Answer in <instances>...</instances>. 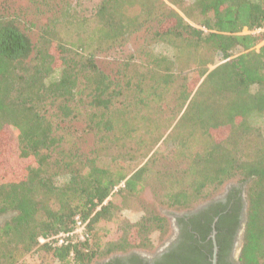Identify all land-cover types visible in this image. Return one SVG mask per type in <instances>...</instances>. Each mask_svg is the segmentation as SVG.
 <instances>
[{"label":"trees","instance_id":"trees-1","mask_svg":"<svg viewBox=\"0 0 264 264\" xmlns=\"http://www.w3.org/2000/svg\"><path fill=\"white\" fill-rule=\"evenodd\" d=\"M11 14L0 11V215H15L0 226V264H25L24 257L36 248L58 264L103 259V264H120L110 255L164 242L172 222L163 209L191 210L214 199L231 181L237 185L228 202L213 205L204 222L190 219L192 231L186 229L174 264H200L199 254L212 251L206 240L217 216L222 264L240 229L244 205L239 262L264 264V133L254 120L264 112V31H257L264 28V0H101L90 16L62 9L61 27L55 22L44 27L37 41ZM91 20L86 38L80 30ZM153 22L152 37L173 45L177 64L188 61L186 68L166 74L168 81L183 73L179 83L188 102L165 141L183 152L198 132L209 142L188 153L189 164L180 170L154 171L151 161L131 167L118 159L95 158L67 164L69 178L57 184L49 161L61 138L49 113L74 117L70 102L88 89L89 103L104 110L102 125L112 129V108L125 89L101 69L96 51ZM68 24L75 26L70 38ZM217 53L222 61L204 71L197 86L199 77L188 72L213 64ZM149 186L155 207L146 205L140 220L131 222L123 215L127 203ZM77 217L86 222L88 236L56 245L53 238L72 231ZM116 227L120 237L107 242Z\"/></svg>","mask_w":264,"mask_h":264},{"label":"rangeland","instance_id":"rangeland-1","mask_svg":"<svg viewBox=\"0 0 264 264\" xmlns=\"http://www.w3.org/2000/svg\"><path fill=\"white\" fill-rule=\"evenodd\" d=\"M100 1L0 0V11L6 10L17 17L19 24L25 28L32 40L37 41L44 27L54 22L57 27H61L62 21L57 20L61 18L62 9L67 8L73 14L77 11L81 17L90 16ZM189 1L191 0H187ZM93 24L94 20H91L80 30L86 38L90 36ZM149 25L148 29L145 26L130 33L123 40L110 46L103 45L96 51L97 63L101 69L112 78H116L125 89L124 96L120 97L112 108V129L102 125L101 115L104 110L89 103L88 89L70 102L75 108L74 117L65 118L58 115L55 110L49 113L55 124L56 134L61 138L59 147L50 153L49 161V172L57 184L62 185L68 180L70 166L66 168L67 164L82 165L95 158L118 159L131 164V167H138L151 161L150 166L154 171L163 169L172 171L175 168L180 170L189 164L190 158L186 157L188 153L203 150L209 142L207 136L198 132L190 140L188 149L183 152L171 141H165L188 102L184 97L186 94L184 86L182 82L179 83L183 73H177L178 76L169 78L168 81L165 80L166 74L179 71L178 67L186 68L188 61L180 59L177 64L172 58L173 45L152 37L151 32L156 27V22ZM66 27L69 29V33L66 34L70 38L75 26L68 24ZM213 61V64L207 67H194L188 72V76L199 77L197 86L206 75L203 74L204 71L207 73L222 61L221 55L214 54ZM54 76L57 77L58 74ZM254 120L264 133V112L257 114ZM232 185L237 184L229 182L216 196L224 195L226 189ZM154 202V191L149 186L144 194L127 203L123 215L131 222H136L144 214L146 205L148 208L155 207ZM162 212L172 222L173 214L179 213L180 210L163 209ZM171 232L172 229L166 238ZM120 235L121 230L116 227L106 237L107 242L117 240ZM156 236L157 234L153 236L155 244ZM132 239L135 240V237ZM162 243L157 246L151 244L152 249L131 251H153ZM241 245L240 233L237 252L240 251ZM126 252L117 254L122 255ZM112 256H115V253L111 254L110 258ZM23 261L25 264H58L50 254L38 248L28 253ZM104 261L105 259L98 260L96 264H103Z\"/></svg>","mask_w":264,"mask_h":264},{"label":"flooded vegetation","instance_id":"flooded-vegetation-1","mask_svg":"<svg viewBox=\"0 0 264 264\" xmlns=\"http://www.w3.org/2000/svg\"><path fill=\"white\" fill-rule=\"evenodd\" d=\"M233 187H234L233 185L229 186L226 189L224 195H218L214 199L205 201L191 210L188 211L184 210V211H180L179 213L173 214L171 235L168 238H166L164 242L160 244L155 250L149 252L131 251L126 254L113 256L111 257V260L119 258L121 260L120 264H174L175 259L179 256L178 255L180 253L179 246L184 239V234H186L187 232L186 229H188V231L190 232L192 231L190 225V219L197 216L196 219H201L204 222V218L213 214L212 211H209L213 205H216L219 202L226 203L228 202L229 198L233 197ZM242 212H241V218H242ZM179 218H184V222L180 223ZM217 221H218V216L214 218V222L212 224L213 229L211 233L207 236V240H206V242L209 241L212 242L213 245L212 251L206 250L199 254V256L202 258L200 260V264L214 263L213 262L214 260L213 231ZM238 233L239 230L236 233L234 239L232 240L230 247L226 249L224 253V262H222V264H240L239 254H238L239 252H237ZM217 234L218 232H216V239H217ZM217 264H219V250H218Z\"/></svg>","mask_w":264,"mask_h":264},{"label":"built area","instance_id":"built-area-1","mask_svg":"<svg viewBox=\"0 0 264 264\" xmlns=\"http://www.w3.org/2000/svg\"><path fill=\"white\" fill-rule=\"evenodd\" d=\"M257 31H264V28ZM88 236L86 222L77 217L75 228L69 232H61L55 238L56 245H68L79 240H84ZM46 238H40L44 242Z\"/></svg>","mask_w":264,"mask_h":264},{"label":"water","instance_id":"water-1","mask_svg":"<svg viewBox=\"0 0 264 264\" xmlns=\"http://www.w3.org/2000/svg\"><path fill=\"white\" fill-rule=\"evenodd\" d=\"M15 214V212H9V213H5L0 215V225L2 223H4L8 218L12 217ZM246 220H247V212H246V205L244 206L243 212H242V219H241V223H240V229H239V234L241 233V236L243 238V234H244V230H245V224H246ZM216 228L214 226V231H213V242H214V260H213V264H217V260H218V244H217V239H216ZM243 241V240H242ZM241 247L240 246V251H241ZM240 251H239V255H240Z\"/></svg>","mask_w":264,"mask_h":264}]
</instances>
